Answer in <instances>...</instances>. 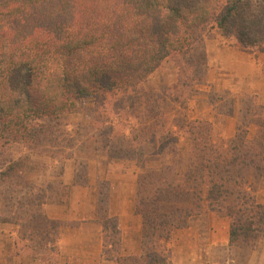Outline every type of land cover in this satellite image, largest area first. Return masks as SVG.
<instances>
[{
	"label": "trees",
	"instance_id": "1",
	"mask_svg": "<svg viewBox=\"0 0 264 264\" xmlns=\"http://www.w3.org/2000/svg\"><path fill=\"white\" fill-rule=\"evenodd\" d=\"M212 32L244 48L262 49L264 0H0V154L14 144L47 154L41 143L48 130L83 109L90 111L89 123H106L103 145L94 149L110 162L144 169V142L159 144L161 168L137 176L140 255H121L118 221L106 215L109 187L100 184L107 259L175 264L168 247L174 232L208 213L230 222L224 251L235 264H246L264 242V203L255 195L264 178L263 109L244 99L237 132L227 142L214 143L210 123L187 122L183 115L180 123H162L163 115L160 120L136 115L138 123L130 124L128 135L127 125L119 126L120 134L116 130L124 112L131 117L142 109L163 112L165 100L171 102L168 90L155 99L136 96L166 63L180 58L183 71L197 74L205 68L206 74L204 42ZM175 124L189 144L187 163L178 159L181 138ZM252 125L258 131L250 139ZM93 139L89 136L85 143L95 146ZM59 141L54 139L56 147ZM74 155L65 158L75 160L73 184L87 186L89 159ZM30 159L27 155L0 165V223L18 225L20 240L41 264H57L53 254L58 252L60 222L50 220L44 207L64 203L67 162H57L58 181H28L24 175Z\"/></svg>",
	"mask_w": 264,
	"mask_h": 264
},
{
	"label": "crops",
	"instance_id": "2",
	"mask_svg": "<svg viewBox=\"0 0 264 264\" xmlns=\"http://www.w3.org/2000/svg\"><path fill=\"white\" fill-rule=\"evenodd\" d=\"M207 57L210 86L202 89L206 94L192 102L194 112L190 115L212 122L216 140L226 141L236 134L243 99L247 104L263 109L264 115V46L262 49L244 48L238 42L217 40L207 44ZM212 88L231 96L233 113L230 117L216 114L208 103V93ZM249 130V138L253 139L258 127L252 125ZM104 160L105 157H100L99 162L93 163L94 181L91 179L92 164L89 165L90 182L87 186L73 184L75 169L71 161L68 162L64 175L67 188L64 203L44 207V213L50 220L60 222L58 252L53 254L57 264H119L106 258V216L100 213L99 201L101 183H107L109 187V202L105 210L108 218L118 221L121 255L138 256L142 252V218L135 212L138 172L133 166ZM261 188L264 192V182ZM214 220L209 233H201L193 227L174 232L168 247L175 264H235L224 251L230 243V222L224 218L214 225ZM19 235L18 225L0 223V264H41L40 259L31 256V249L21 254L24 242ZM112 247V244L107 245L109 250ZM246 264H264V242L250 254Z\"/></svg>",
	"mask_w": 264,
	"mask_h": 264
},
{
	"label": "rangeland",
	"instance_id": "3",
	"mask_svg": "<svg viewBox=\"0 0 264 264\" xmlns=\"http://www.w3.org/2000/svg\"><path fill=\"white\" fill-rule=\"evenodd\" d=\"M224 41L226 43L230 42H237L236 40H228L225 39L219 35H217L215 32H212L208 34V36L205 39V49L207 54V44L212 41ZM239 43V42H238ZM240 44V43H239ZM187 59V58H186ZM185 61H180V58L176 61H171L166 63L158 72H156L149 80L148 82L143 86V91H140L134 96H138L137 98H142L143 100L148 99H155L157 94H162L165 91H167L168 99H171V102L164 103L163 112H157L150 113L143 110V106L141 107L142 110H139V112L134 111V116L131 117V114H129L130 111H126L122 115V119L120 121H117L115 125L117 126L116 130L119 131L118 133H121V125H127L128 128H126V134L128 135L130 132V124L138 123V119H135L134 117L137 115L140 119L148 118V117H157L158 120H160L161 116L163 115L162 123H180L183 119V116H185V119L187 122H193V123H201L200 121L210 123L213 128V140L214 143H220V142H227L226 141H218L216 140V130L215 125L205 119H201L200 117L194 118V114L190 115V112H194V107H192V102L195 101V98L201 95L206 94L202 91V89H205L206 87H209L210 84L208 83V73H209V67H208V57H207V71L205 74V68H201L200 72L197 74H194L195 70L190 71H183L182 68L184 67ZM244 100V99H243ZM173 101V102H172ZM175 101V102H174ZM208 103L213 107V110L216 114L221 115L223 117H230L232 115L233 110V103L232 98L228 93L224 92H216L214 88L211 89V91L208 93ZM246 101V100H245ZM245 107V106H244ZM243 107V108H244ZM90 114V111H85L84 109L77 112L75 115L70 116L67 120L60 123V125L56 126L54 125L50 130H48L47 135L45 136V140L43 143H41V146H45L46 148L43 149L45 151V155H38V154H32L30 151L24 147L23 145L14 144L10 146L5 153L0 154V165L1 163H7L8 161H16L20 158H24L27 155H30V160L28 161V164L26 165V172L25 177L28 181L32 179H44L46 182H48L50 179H53L55 181H58L60 178L57 177V173L59 172V165L57 162L63 161L65 158L69 159V157L73 156L77 153V156H80V161H86L85 159L88 158L89 161H87L88 170L86 171L87 175L84 176V183L90 182V168L89 165L92 164L91 168V179L94 181V162H99L98 159L100 157H104L102 152L99 150L95 151L94 147L96 148L98 145H103L104 138H106V123H89L88 117ZM97 115V114H96ZM183 115V116H181ZM131 117V118H130ZM177 121V122H176ZM238 125V123H237ZM173 130L177 133V137L181 138V142L179 145V161L181 164L186 162L189 159V144L186 140V137L183 136L182 132L179 130L178 126H173ZM236 132H237V126H236ZM93 136V141L97 140L95 146L92 144L90 145V142H86L85 140L87 137ZM235 136V135H234ZM233 138V137H232ZM54 139L56 141L63 140L62 142L59 141V146L56 147L54 144ZM103 140L102 144L101 141ZM83 144V148L80 149V146ZM154 141L152 139H148L144 142V145L146 146V159L147 162L145 164L144 169H140V164L136 163H128V162H110L106 159L104 161H108L112 164H126L127 166H133L136 168L138 174L144 173V170H148L149 168H154L156 170L161 168V159L159 158V144H153ZM58 144V143H57ZM79 153V155H78ZM75 156V155H74ZM65 161L68 163L71 161V165H73L74 169L75 167V160L70 159ZM172 156L169 157V162H172ZM101 161V160H100ZM66 163V164H67ZM187 163V162H186ZM102 167H105V164L102 165ZM184 167V166H183ZM75 172V171H74ZM95 173V172H94ZM74 178V177H73ZM18 181H20L21 178H16ZM17 180H15L17 182ZM64 182V178L62 179ZM264 182V178L259 184L258 191L255 192L256 197L258 198L260 203H263L262 200H264V192H262V184ZM65 183V182H64ZM83 183V180H82ZM261 188V190H260ZM67 193V188H66ZM109 194V191H108ZM2 211V201L0 200V214ZM214 220V225L222 222L224 217L222 215H219L218 213H208L206 215H201L193 218L191 227L195 229H199L201 233H209L211 230V223ZM226 219V218H225ZM221 224V223H220ZM183 229H179L176 231H180ZM175 231V232H176ZM22 241V240H21ZM23 242V241H22ZM26 243L22 244L21 248V254H26L28 248L25 246Z\"/></svg>",
	"mask_w": 264,
	"mask_h": 264
}]
</instances>
